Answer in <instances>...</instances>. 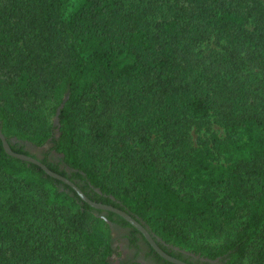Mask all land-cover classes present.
I'll return each mask as SVG.
<instances>
[{"label":"trees","instance_id":"obj_1","mask_svg":"<svg viewBox=\"0 0 264 264\" xmlns=\"http://www.w3.org/2000/svg\"><path fill=\"white\" fill-rule=\"evenodd\" d=\"M58 35L68 55L54 69ZM0 79L29 107L59 109L58 125L24 133L0 105L12 151L45 146L49 170L172 257L264 264V0H0ZM128 108L133 122L117 123ZM212 117L226 137L193 147ZM201 222L229 231L217 249L186 246ZM110 224L135 246L123 218L0 141V264H112Z\"/></svg>","mask_w":264,"mask_h":264},{"label":"rangeland","instance_id":"obj_2","mask_svg":"<svg viewBox=\"0 0 264 264\" xmlns=\"http://www.w3.org/2000/svg\"><path fill=\"white\" fill-rule=\"evenodd\" d=\"M123 4H125L126 9H128V0H121ZM56 39V59L54 61L53 68L58 69L59 66L67 59V44L61 39V36H57ZM114 98L123 96L121 93H117L113 90ZM0 105L3 106L7 112L9 122L14 131H21L24 133H32V132H46L49 127L55 126V117L56 114H52L49 106H40L35 109L33 107H29L27 103H24L18 100L15 95L12 93V90L8 87L6 82L0 79ZM130 109H125V113L120 114L122 120H117V123H123L128 126V122L131 123L135 118V112ZM128 120V121H127ZM191 134V144L193 147L206 146L211 147L210 138L211 135H216L217 137L223 139L226 137V132L222 126L214 121L212 117L210 119L209 125L207 127H193L190 131ZM89 136L85 134V132L81 133V147L85 148L84 143L88 139ZM28 144V143H25ZM24 144V145H25ZM28 151L32 154L41 156L43 155V151L46 150V147L38 148L33 145H26ZM221 162V157L216 156ZM182 194H186L189 192L186 188L180 189ZM204 226V222L201 223H193L191 226L188 225L190 230L189 240L186 244L189 248H195L197 246H201L203 248L208 249H217L221 244L226 240V230L224 234L221 233H212L208 231L202 230ZM110 229L114 238V246L116 248L117 254H115L112 259V264H121L122 262L132 259V254L127 250L125 245V237L127 233L114 225H110ZM227 232H229L227 230Z\"/></svg>","mask_w":264,"mask_h":264},{"label":"water","instance_id":"obj_3","mask_svg":"<svg viewBox=\"0 0 264 264\" xmlns=\"http://www.w3.org/2000/svg\"><path fill=\"white\" fill-rule=\"evenodd\" d=\"M61 108V107H60ZM58 113H59V109L57 110L56 113V117H55V125H58ZM0 141L2 143V147L5 151V153L13 158L19 159L23 162H27L29 164H33L37 167H39L47 176L56 179L64 184H66L67 186H69L72 190H74L78 196L85 202L87 203L89 206H91L92 208L96 209V210H102V211H108V212H112L118 216H120L121 218H123L126 222H128L130 225H132L135 229H137L140 233L143 234V236L145 237V239L147 240L148 244L153 248V250L160 255L162 258H164L165 260L173 263V264H186L180 260H177L175 258H172L170 256H168L164 251H162L158 245L156 244V242L152 239V237L150 236V234L148 233V231L138 222L136 221L134 218H132L129 214H127L126 212L114 208L112 206H108V205H103V204H99V203H94L92 202L90 199H88L83 193L82 191L76 186L74 185L72 182H70L68 179L58 175L55 172H52L51 170H49L43 163H41L39 160L31 157V156H27L24 154H19L16 153L14 151L11 150L8 142L6 141V139L4 138V136L2 135L1 131H0Z\"/></svg>","mask_w":264,"mask_h":264},{"label":"flooded vegetation","instance_id":"obj_4","mask_svg":"<svg viewBox=\"0 0 264 264\" xmlns=\"http://www.w3.org/2000/svg\"><path fill=\"white\" fill-rule=\"evenodd\" d=\"M15 142V141H13ZM26 145L28 144H25V149H24V152L27 153L28 155H30L31 157L37 159V160H41L43 158V156L45 155L46 153V150L43 151V155L41 156H38V155H35V154H32L30 151L27 150L26 148ZM31 145V144H29ZM38 148H41V147H38ZM43 148V147H42ZM47 158L55 163H57V155L54 154V153H51L49 155H47ZM110 225H114V224H110ZM120 229H123L127 235L125 237V245H126V248L128 251L131 252L132 254V259H129V260H126L124 262H133V261H136V262H139L141 264H158L156 263V256H159L160 258H162L160 255H158L154 250L155 254H157L155 256V254L151 253V250L149 249V244L147 242V240L145 239V237L143 236L142 233H140L141 235L139 234H135V246L131 243V238H129V235H131V231L130 229L128 228H123V227H120L118 225H114ZM132 226V225H131ZM137 230V229H136ZM138 231V230H137ZM139 232V231H138ZM149 233V232H148ZM151 236V235H150ZM152 237V236H151ZM153 239V237H152ZM154 240V239H153ZM155 241V240H154ZM156 242V241H155ZM157 244V243H156ZM151 247V246H150ZM159 247V246H158ZM152 248V247H151ZM160 248V247H159ZM153 249V248H152ZM161 249V248H160ZM162 250V249H161ZM163 251V250H162ZM170 251V250H169ZM166 253V252H165ZM168 256H170L168 253H166ZM182 257H183V261L184 263L186 264H223L220 262V258H217L215 260H208V259H205V258H202L198 255H193V254H190L188 252L186 253H183L182 252ZM172 257V256H170ZM172 258H175V257H172ZM177 259V258H175ZM162 260L170 263V264H173L167 260H165L164 258H162ZM179 260V259H177ZM123 263V262H122Z\"/></svg>","mask_w":264,"mask_h":264}]
</instances>
